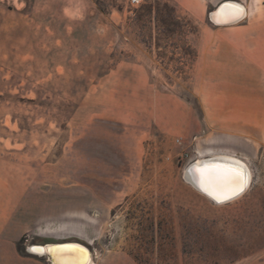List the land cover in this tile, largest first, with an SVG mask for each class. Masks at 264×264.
<instances>
[{
  "label": "rangeland",
  "instance_id": "obj_1",
  "mask_svg": "<svg viewBox=\"0 0 264 264\" xmlns=\"http://www.w3.org/2000/svg\"><path fill=\"white\" fill-rule=\"evenodd\" d=\"M211 10L198 19L172 0H0V188L19 195L21 248L42 241L32 215L81 211L67 239L93 261L123 251L139 264H264V119L213 118L244 99L224 83L234 72L197 59ZM123 64H142L164 103L192 109L188 132L110 105L135 90ZM209 154L248 166L238 197L214 203L185 181Z\"/></svg>",
  "mask_w": 264,
  "mask_h": 264
},
{
  "label": "crops",
  "instance_id": "obj_2",
  "mask_svg": "<svg viewBox=\"0 0 264 264\" xmlns=\"http://www.w3.org/2000/svg\"><path fill=\"white\" fill-rule=\"evenodd\" d=\"M221 1L224 0H172L175 6L188 9L198 19ZM238 1L245 8L242 19L229 25L207 22L202 27L197 35V59L203 71L210 72L217 68L220 72H234L237 76L235 80H226L224 83L241 90L240 95L244 99L241 108H227L219 112L221 116L213 118L263 120L264 112H258L256 106H264V0ZM216 63L218 67L212 68ZM118 69L124 82L135 90L132 91L133 96L126 95L121 100L111 101L110 105L144 112L148 122L168 133L189 131L195 119L192 109L183 103L180 105L178 100L164 103L163 95L157 93L142 64H123ZM246 90H250V93H246ZM202 103L206 108L205 102ZM248 103L252 107L249 111L244 108ZM19 200L12 186L6 194L0 188V264H48L43 256L18 251L17 242L27 231L19 224ZM32 216L30 230L37 238L62 240L77 236L78 230L70 222L73 218L82 217V213L64 212L56 219H51V215L45 211ZM92 264L139 263L123 251H112L99 256Z\"/></svg>",
  "mask_w": 264,
  "mask_h": 264
},
{
  "label": "water",
  "instance_id": "obj_3",
  "mask_svg": "<svg viewBox=\"0 0 264 264\" xmlns=\"http://www.w3.org/2000/svg\"><path fill=\"white\" fill-rule=\"evenodd\" d=\"M228 2L221 1L217 8ZM244 16L233 19L230 17L228 22L221 23L228 25L236 20L239 21ZM209 20L216 23L211 17V11L208 14ZM232 19V20H231ZM227 21V20H226ZM233 170L240 171L243 175V189L236 191L240 181L235 177ZM188 180L196 190L207 194L214 203L228 202L242 194L250 184V173L243 164H234L231 161L218 158L217 156H206L201 158V162L196 164L190 162L183 171V176ZM199 191V192H200ZM228 191L235 194L226 196ZM35 248H44L43 251ZM89 249L91 248L84 242L73 239H62L46 242H32L26 246V252L36 256H43L47 259L48 264H88ZM79 250L82 254H76ZM92 252V250H91ZM93 254V252H92Z\"/></svg>",
  "mask_w": 264,
  "mask_h": 264
},
{
  "label": "bare ground",
  "instance_id": "obj_4",
  "mask_svg": "<svg viewBox=\"0 0 264 264\" xmlns=\"http://www.w3.org/2000/svg\"><path fill=\"white\" fill-rule=\"evenodd\" d=\"M227 1L228 2H226L223 5H221L218 8H217V6H218V4L220 2L217 3L215 8L211 10L212 19L216 23H219V24H216V25H223L221 23L228 22L229 21L228 19L230 17H234L233 19H237L238 17L244 16V14H245L244 6L238 0H227ZM224 6H228V7L224 8ZM235 22H236V20L231 22V23H229V24H233ZM210 156H214V157L217 156L218 158L221 157V159H225L227 161H231L234 164H243L248 169V166L242 160H240L238 158H235L234 156H231V155H228V154H213V155H210ZM200 162H201V158H199L198 160L195 161L196 164H198ZM248 171H249V169H248ZM249 173H250V171H249ZM184 179L190 186H192V184L190 183V181L188 180L186 175L184 176ZM194 189H196V188H194ZM197 191L199 192L200 190H197ZM200 193L203 194L204 196L208 197L209 199H211L207 194H204L201 191H200ZM232 193H233V191H228L226 196L231 195ZM35 249H39V251H43L44 250V248H35ZM75 252H76V254H82V252H80L79 250H77ZM92 263H93V254H92L91 250L89 249V261H88V264H92Z\"/></svg>",
  "mask_w": 264,
  "mask_h": 264
},
{
  "label": "snow or ice",
  "instance_id": "obj_5",
  "mask_svg": "<svg viewBox=\"0 0 264 264\" xmlns=\"http://www.w3.org/2000/svg\"><path fill=\"white\" fill-rule=\"evenodd\" d=\"M228 6H224V8H227ZM235 177L240 181L238 188L236 191H240L243 189V175L240 171L233 170ZM235 194V192H233Z\"/></svg>",
  "mask_w": 264,
  "mask_h": 264
},
{
  "label": "trees",
  "instance_id": "obj_6",
  "mask_svg": "<svg viewBox=\"0 0 264 264\" xmlns=\"http://www.w3.org/2000/svg\"><path fill=\"white\" fill-rule=\"evenodd\" d=\"M55 239H52V238H45L44 240H42V241H32V242H40V243H42V242H46V241H54ZM19 242H20V240H18V242H17V248H18V251L20 252V253H27L26 251H25V249H23V248H21L20 247V245H19Z\"/></svg>",
  "mask_w": 264,
  "mask_h": 264
},
{
  "label": "clouds",
  "instance_id": "obj_7",
  "mask_svg": "<svg viewBox=\"0 0 264 264\" xmlns=\"http://www.w3.org/2000/svg\"><path fill=\"white\" fill-rule=\"evenodd\" d=\"M65 12L69 16H72L73 15V13H72V11L70 9H65Z\"/></svg>",
  "mask_w": 264,
  "mask_h": 264
},
{
  "label": "built area",
  "instance_id": "obj_8",
  "mask_svg": "<svg viewBox=\"0 0 264 264\" xmlns=\"http://www.w3.org/2000/svg\"><path fill=\"white\" fill-rule=\"evenodd\" d=\"M132 3H134V2H138L139 0H130Z\"/></svg>",
  "mask_w": 264,
  "mask_h": 264
}]
</instances>
